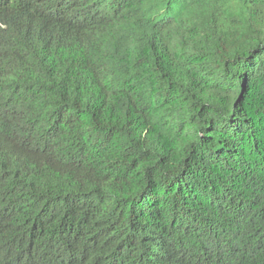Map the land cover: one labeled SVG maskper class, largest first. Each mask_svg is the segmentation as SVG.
I'll return each instance as SVG.
<instances>
[{"label":"trees","instance_id":"obj_1","mask_svg":"<svg viewBox=\"0 0 264 264\" xmlns=\"http://www.w3.org/2000/svg\"><path fill=\"white\" fill-rule=\"evenodd\" d=\"M0 264H264V0H0Z\"/></svg>","mask_w":264,"mask_h":264}]
</instances>
